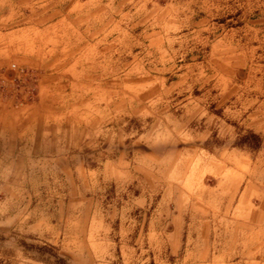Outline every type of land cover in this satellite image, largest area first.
I'll return each instance as SVG.
<instances>
[{"label": "rangeland", "instance_id": "1", "mask_svg": "<svg viewBox=\"0 0 264 264\" xmlns=\"http://www.w3.org/2000/svg\"><path fill=\"white\" fill-rule=\"evenodd\" d=\"M94 5L0 0V264H264V227L175 207L157 131L195 98L253 162L258 150L264 179V0H102L101 80L78 63L94 49L75 16ZM184 64L207 71L178 80Z\"/></svg>", "mask_w": 264, "mask_h": 264}, {"label": "crops", "instance_id": "2", "mask_svg": "<svg viewBox=\"0 0 264 264\" xmlns=\"http://www.w3.org/2000/svg\"><path fill=\"white\" fill-rule=\"evenodd\" d=\"M94 1L95 16L93 18L92 7L89 6H84L81 11L77 12L80 18L75 16V19L77 17L75 23H80L77 24L80 25L77 31L81 37H83L82 34L85 35L82 38L83 43L87 45L84 49H94V54L91 50L89 55L84 54L78 63L88 64L86 69L89 71L93 66L95 79L101 80L103 78L102 11L97 12V7L100 6L99 10H101L102 0ZM46 13H48L47 17L40 21L49 22L60 16L58 11ZM173 14L177 15V11ZM168 24L170 25V23ZM70 29L74 32L72 28ZM218 60L220 61L218 69L227 70L225 65L229 63L223 58H218ZM244 62L246 61L244 60ZM181 69L180 74L176 75L178 80L198 78L200 74L207 71L204 67L198 71V64H184ZM215 70L216 68H214ZM163 72L170 74L171 69L164 67ZM200 76L202 77V75ZM225 76L223 73L222 78L224 79ZM189 90H191L190 87L183 88L178 91V94H185ZM196 103L198 100L192 98L182 104L181 119L173 120L167 113L165 121L159 122L157 125L160 142L159 175L174 177L176 208L182 206L226 208L228 213L223 217L224 223L242 225L243 228L249 227L258 233V230L264 227V179L262 170L258 171V150L255 153V159L253 157V162L247 149L236 144L237 135L234 133V129L231 131L230 122L217 121L208 111L203 112L202 107ZM140 115L142 119L146 118L145 112ZM146 138L143 135L142 139H138L141 141L136 140V143H146ZM150 157V153H143L136 155L134 159L138 162V166L140 163L147 167ZM136 170L140 174L139 169L136 168ZM143 174H146L145 170ZM200 176L210 177L212 183L202 186L201 189L186 185L188 177ZM169 191L171 192V189ZM198 201L201 202L200 205H198ZM248 208L249 214L247 215ZM234 209L246 210L243 214L235 215L232 212Z\"/></svg>", "mask_w": 264, "mask_h": 264}, {"label": "built area", "instance_id": "3", "mask_svg": "<svg viewBox=\"0 0 264 264\" xmlns=\"http://www.w3.org/2000/svg\"><path fill=\"white\" fill-rule=\"evenodd\" d=\"M11 69H12L14 72H16V73H18V74H20V75H25V72L23 71V69H21V68H19V67H16L15 65H11ZM3 76H4L5 79H7L6 77H8V75L5 74V73H4Z\"/></svg>", "mask_w": 264, "mask_h": 264}]
</instances>
